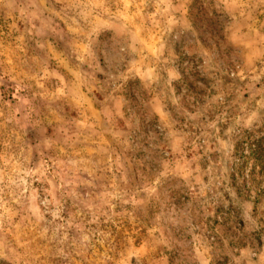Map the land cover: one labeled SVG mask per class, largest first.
I'll return each mask as SVG.
<instances>
[{
	"label": "rangeland",
	"instance_id": "1",
	"mask_svg": "<svg viewBox=\"0 0 264 264\" xmlns=\"http://www.w3.org/2000/svg\"><path fill=\"white\" fill-rule=\"evenodd\" d=\"M263 128L264 0H0V264H264Z\"/></svg>",
	"mask_w": 264,
	"mask_h": 264
},
{
	"label": "trees",
	"instance_id": "2",
	"mask_svg": "<svg viewBox=\"0 0 264 264\" xmlns=\"http://www.w3.org/2000/svg\"><path fill=\"white\" fill-rule=\"evenodd\" d=\"M232 159L230 180L235 195L242 200L253 195L255 202L264 193L259 187L264 178V128L244 131L234 144Z\"/></svg>",
	"mask_w": 264,
	"mask_h": 264
}]
</instances>
